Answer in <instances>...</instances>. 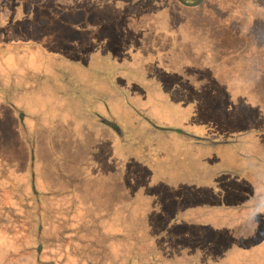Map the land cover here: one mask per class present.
I'll return each mask as SVG.
<instances>
[{
	"label": "rangeland",
	"instance_id": "obj_1",
	"mask_svg": "<svg viewBox=\"0 0 264 264\" xmlns=\"http://www.w3.org/2000/svg\"><path fill=\"white\" fill-rule=\"evenodd\" d=\"M55 1L45 0V7L36 4L35 10L27 13L22 0H0V50L3 55L7 53L6 57L0 56V161L10 165L9 176L17 183L23 180V176L29 177L33 156L37 180L40 185L50 184L48 189L61 187L62 191L64 186L69 185L62 178L66 174L74 177L86 175L82 184L84 187L80 189L81 195L77 194L81 209L111 217L117 215L115 220L119 226L116 222L114 226L117 232L121 227L129 230L131 224L137 223L144 209V202L138 201L131 210L134 185H143L144 190L148 189L154 197L151 187L157 184V179L153 178V168L157 167L158 179L168 191L165 193L164 190L162 196L157 193L166 211L174 213L177 208L175 202H180V216L187 219L185 205L198 204L200 197L203 200L207 198L213 207H217L214 215H210V208L206 209L205 214L202 211L204 221L200 224L201 231L209 230L212 234L204 239L195 237L189 240L191 247L200 244L205 248L220 247L215 254L220 256L221 253V257L232 249L229 252L232 256L225 264L244 262L248 249H253L255 253L264 252L260 248L264 246V213L261 211L264 196L260 197L264 195V44L249 45L254 49L251 56H245L236 46L232 48L235 52L226 53L221 45L215 51L225 54L219 55L209 44L199 46L187 41L181 44L185 46L187 55L181 54L180 47L179 52L173 53L176 57L172 60L161 58L157 62L154 52L151 56L146 52L144 60L137 63L135 57L128 55L124 66L131 68V85L127 87L121 83L120 74L116 77L119 78V87L131 91V94L127 97L120 95L118 100L111 92L108 97L110 113L119 125L131 124V158H134L131 160L132 181L125 177L128 186L120 184L116 180L117 166L112 164L107 168L111 179L103 174L99 181L91 185L89 182L96 174L94 161L108 155L113 157L120 152V147H117L119 137L107 127L96 129L88 124L84 116L78 113L82 107L79 110L74 108L77 104H74L75 100L62 96L59 91H51L52 83L44 77L40 63L18 52L20 49L11 44L22 37L31 44V41L36 42L35 35L44 39L48 35L50 55L69 56L72 67L68 66L73 69L69 68L68 71H74L81 83L89 76L83 75L76 67L97 69L96 45L87 36L90 26L83 33L71 31L70 26L58 27L52 18L58 17L54 4L69 8L77 4L89 9L98 6L101 11L93 12L104 15L129 12L134 1ZM144 7H135L134 16L140 17L145 11ZM89 12L86 10L76 17L68 14L63 18L71 22L74 18V21H83L90 17ZM180 15L201 21L204 19L199 14L185 11H180ZM25 16L28 20L22 21ZM44 17L49 22L44 24ZM95 24L101 25V21L97 20ZM116 26L115 34L126 37V43H129L131 32L127 31H131V23L126 25L120 22ZM199 32L204 33V29L199 28ZM75 40L82 42L78 44ZM117 43H113L115 47ZM223 43L233 44L234 40L229 38ZM37 46L29 45L34 50ZM109 56L114 58L112 61L116 67L123 66L124 54ZM78 60L83 65L76 64ZM55 64L59 65V61H55ZM141 117H149L161 127L214 140L215 144H195L190 138L176 132H150ZM138 127L144 131L140 132ZM137 143L147 146L145 151L151 168L137 161L140 151V148L134 147ZM159 153L165 154L163 159ZM98 155L104 157L99 158ZM63 158L70 163L65 164ZM135 159L146 172L142 168L133 169ZM134 173L139 175L140 180L136 181ZM195 176H201L202 180H194ZM86 180L89 182L86 183ZM121 192L126 197H120L119 211L115 202ZM11 205L15 206L14 203ZM123 212L128 214L124 215ZM226 221L229 222L226 225L231 222L232 229H221ZM102 225L111 228L106 223ZM19 231L14 228L11 218L0 212V264L9 259V264L14 260L18 261L17 264H35L36 259L31 257L12 258L21 250ZM201 235L204 234L201 232ZM57 256L63 259V255ZM66 264H76V259L69 257Z\"/></svg>",
	"mask_w": 264,
	"mask_h": 264
},
{
	"label": "trees",
	"instance_id": "obj_2",
	"mask_svg": "<svg viewBox=\"0 0 264 264\" xmlns=\"http://www.w3.org/2000/svg\"><path fill=\"white\" fill-rule=\"evenodd\" d=\"M22 1L28 9L27 13L34 11L36 4L45 7V0ZM133 1L129 12L125 11L121 14L116 12L105 14L103 12L104 15L101 12H93V10L101 11L98 6L89 9L77 4L74 8L54 4L58 10V17L52 16V18L58 27L70 26L71 31L83 33L85 28L90 26L87 36H89V41L96 45L97 69L89 70L84 66L76 67L75 69H78L83 75L89 76L86 81L83 80L81 83L80 80L76 79L74 71H71L72 73L68 71L72 67L69 56L53 55L54 57H52L50 55L51 52L47 48L50 40L48 35H46L47 39L35 35L36 42L31 41V44H29V40L23 37L11 44L20 49L18 52L26 54L30 57L29 59L32 57L40 63L44 77L49 78L52 83L51 88L53 90L51 91L55 93L59 91L62 96H70L72 100H75L74 104H77L74 105V108L79 110L80 106L82 107L78 113L81 117L84 116L88 124L94 125L96 129L102 128L101 126L107 127L119 137L117 147H120V152L113 157L108 155L107 158L94 161V166H96L94 167L95 178L90 182L86 180V183L89 182L91 185L99 181L103 174L111 179L110 175L107 174L109 171L107 168L111 167L112 164L117 166L118 176L116 180L120 184L128 186V181H132L131 160L134 158H131V124L122 123L119 125L115 116L110 113V98L108 97L111 92L112 96L115 94L119 98L118 100H120V95L127 97L131 94V91L119 87V78L116 77L120 74L121 83H125L127 87L131 85V68L124 66L128 55L135 57L137 63L144 60L146 52L150 56L154 52L157 62L161 58L172 60L176 57L173 53L179 52L180 47L181 54L187 55L185 46L182 47L181 45L187 41L194 42L199 46L209 44L215 53H220L219 55L225 54L221 53L223 51H215V48L221 45L225 48L224 52L226 53L235 52L236 50H232V48L236 46L245 56H251L254 49L249 45L264 44L263 0H205L202 5L196 8L184 7L177 0ZM185 1L193 3L197 0ZM144 6H148V9ZM135 7H144L145 9L140 17L134 16ZM86 10H90V17L83 21L77 22L74 21V18L71 22L65 21L63 18L64 15L68 14L76 17ZM180 11L196 13L204 19L201 21L193 17H183L180 15ZM22 19L25 21L28 20V17L25 16ZM44 19L46 20L43 22L44 24L49 22L47 17ZM97 20L101 21V25L95 24ZM69 22L71 23L69 24ZM120 22H125L126 25L131 23V31H127L131 32L129 43H126V37L123 36L122 38L115 34V30L118 29L116 23L120 24ZM199 28H203L204 33H200ZM98 30L103 31L97 32ZM229 38L234 40L233 44L223 43ZM115 41L118 42L117 47L113 44ZM75 42L79 44L82 41L75 40ZM29 45L38 46L34 50ZM161 48L162 50H160ZM2 53L0 50V56L6 57L7 53H4L5 55ZM117 53L126 56L122 62V67H116L115 62L112 61L114 58L108 57V55ZM140 56L143 57L139 58ZM55 61H59V65H56ZM76 64L83 65V62L78 60ZM92 81L93 83H91ZM141 119L150 129V132H176L187 139L190 138L195 144H215L214 140L200 139L188 135L184 131L161 127L149 117H141ZM138 128L140 132L144 131L143 128ZM134 147L140 148V151L136 150L139 151L137 161L143 162L151 168L145 151L147 146L137 143ZM98 156L100 158L103 155ZM159 156L163 159L165 154L159 153ZM32 159L30 176H23V180L18 183L9 176L10 165L0 161V212L5 213L13 220L14 228L20 230L18 234L21 236V241H19L21 250L12 256L14 259L21 256L31 257L36 259L35 264H66L69 257L75 258L76 264H225L227 259L232 256L229 253L232 249L227 250L221 257V253L220 256L215 254V250H219L220 247L207 246L205 248L202 244L198 247L190 246L189 240H193L195 237L204 239L206 235L212 234V231L209 230L201 231L200 224L204 221L202 211L205 214L206 209L210 208V215H214V209L217 207H213L207 198L204 197L205 200H203V197H200L198 204L185 205L184 213L187 215V219L180 216L178 208L181 205L180 202H175L177 208L174 213L173 211H166L157 193L162 196L164 190L165 193L168 191L158 179L157 167L153 168L155 171L153 178L157 179L155 182L157 184L151 187L154 197L147 191L148 189L144 190L143 185L138 187L134 185L132 187L134 198L131 201V210L138 201L144 202V209L139 214L140 218L137 223L131 224L129 230L121 227L119 228L120 231L116 232L114 226L117 215L111 217L108 214H96L89 209H81L77 194L80 193L81 195L80 189L84 187L82 184L86 175L74 177L66 174V177L62 176V178L68 181V186H64L62 191L61 187L48 189L50 184H39L34 156ZM63 160L65 164L70 163L67 159L63 158ZM137 161L135 159L133 169L135 167L138 170L142 168L146 172L147 170L143 166L137 165ZM133 176L136 181L140 180L136 173ZM125 177H128V181L125 180ZM194 180L201 181L202 179L201 176H195ZM128 189L131 195V186ZM170 193L173 192L170 191ZM172 196L174 199L175 195ZM120 197H126V194L122 192L120 195L118 194L115 205L119 211ZM11 203H14L15 206L13 207ZM235 204L237 205V201ZM261 211L264 213V205H261ZM122 214L127 215L128 212ZM102 223H106L111 228L103 226ZM227 223L229 222L226 221L221 229L227 227L232 229L231 222L230 225H226ZM116 224L119 226V223L116 222ZM208 227L212 228L211 226ZM201 232L204 235H201ZM247 240L250 239L247 238ZM252 240L255 239L252 238ZM240 243L241 241L239 245ZM260 248L264 249V246H260ZM248 250L243 258L245 259L244 262L240 264H264V252L255 253L252 251L253 249ZM54 253L56 255H53ZM59 254L63 255V259L58 258L57 255ZM9 260L4 264H9ZM11 263L17 264L18 261L14 260Z\"/></svg>",
	"mask_w": 264,
	"mask_h": 264
},
{
	"label": "water",
	"instance_id": "obj_3",
	"mask_svg": "<svg viewBox=\"0 0 264 264\" xmlns=\"http://www.w3.org/2000/svg\"><path fill=\"white\" fill-rule=\"evenodd\" d=\"M181 5L188 7V8H196L199 7L200 5H202L204 3L205 0H197L194 3H189L186 2L185 0H177ZM264 2V0H263Z\"/></svg>",
	"mask_w": 264,
	"mask_h": 264
}]
</instances>
